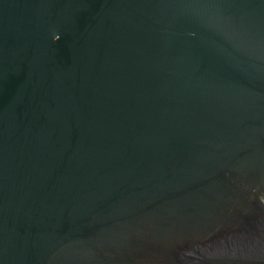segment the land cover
Segmentation results:
<instances>
[{
	"label": "water",
	"instance_id": "1",
	"mask_svg": "<svg viewBox=\"0 0 264 264\" xmlns=\"http://www.w3.org/2000/svg\"><path fill=\"white\" fill-rule=\"evenodd\" d=\"M0 264H264V0H0Z\"/></svg>",
	"mask_w": 264,
	"mask_h": 264
}]
</instances>
